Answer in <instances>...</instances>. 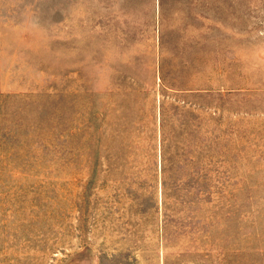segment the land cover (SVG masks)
I'll use <instances>...</instances> for the list:
<instances>
[{"label":"rangeland","instance_id":"obj_1","mask_svg":"<svg viewBox=\"0 0 264 264\" xmlns=\"http://www.w3.org/2000/svg\"><path fill=\"white\" fill-rule=\"evenodd\" d=\"M164 2L0 0V264H264V0Z\"/></svg>","mask_w":264,"mask_h":264},{"label":"crops","instance_id":"obj_2","mask_svg":"<svg viewBox=\"0 0 264 264\" xmlns=\"http://www.w3.org/2000/svg\"><path fill=\"white\" fill-rule=\"evenodd\" d=\"M140 2H142V21L144 22V26H146V21H147V17H146V13L149 14V19L153 21V25H156V23H158V39L159 37H162V28L160 26L159 29V24L161 25L162 23V18H163V14L166 11V5L164 0H139ZM209 3V9H208V14L211 15L212 13H222V12H226V11H231V13H237V8H232V6H236L239 5L237 2H231V3H225L223 2V0H216V2H208ZM230 6V9H227L226 6ZM213 6V8L211 7ZM144 15V16H143ZM157 28V27H156ZM159 31H160V35H159ZM233 31V30H231ZM210 33V32H208ZM208 33H204L205 35H210ZM204 35V36H205ZM229 35H234L236 36V34H229ZM227 34L224 33V30H220L219 29V35L218 36H228L231 37ZM152 36L154 38L155 41V26L152 29ZM171 36H175L178 37V30L177 29H172L171 30ZM220 42H217L216 45L219 46ZM228 51L232 52V47H237V42L234 41L232 43L230 42H225ZM240 44V43H239ZM222 47V46H221ZM220 47V48H221ZM160 52H162V49H160ZM170 55H172V53H170ZM142 57L144 62L146 61V58H144V53H142ZM175 57H173L174 59ZM157 59L155 56V51L154 48L152 50V67L155 68V65L157 64ZM160 63V62H159ZM237 65V62L232 61V62H218V64L214 67L216 68L218 67H226V68H235ZM211 81H205V84H209L210 85Z\"/></svg>","mask_w":264,"mask_h":264},{"label":"clouds","instance_id":"obj_3","mask_svg":"<svg viewBox=\"0 0 264 264\" xmlns=\"http://www.w3.org/2000/svg\"><path fill=\"white\" fill-rule=\"evenodd\" d=\"M239 59L243 65L242 71L246 75H257L264 72V48H258L255 53H239ZM121 61V53L119 49H112L110 51L108 60L105 64L96 65L94 67V73L98 82V90L104 91L111 83V78L114 72L111 65Z\"/></svg>","mask_w":264,"mask_h":264}]
</instances>
